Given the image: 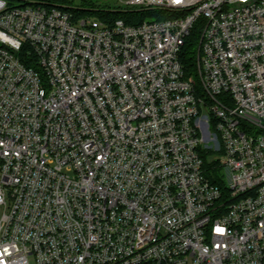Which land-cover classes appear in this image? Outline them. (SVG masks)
Instances as JSON below:
<instances>
[{
    "label": "built area",
    "instance_id": "1",
    "mask_svg": "<svg viewBox=\"0 0 264 264\" xmlns=\"http://www.w3.org/2000/svg\"><path fill=\"white\" fill-rule=\"evenodd\" d=\"M0 264H264V0H0Z\"/></svg>",
    "mask_w": 264,
    "mask_h": 264
},
{
    "label": "trees",
    "instance_id": "2",
    "mask_svg": "<svg viewBox=\"0 0 264 264\" xmlns=\"http://www.w3.org/2000/svg\"><path fill=\"white\" fill-rule=\"evenodd\" d=\"M37 1H48V2L60 3V4H64V3L69 4V3L73 2V0H37ZM91 3H89V4H91ZM89 4H87L86 1L85 2L82 1L81 4H78V5L87 6ZM82 14L83 15H85V14L92 15L93 13L83 11ZM98 15H100V17H107L108 16V14H104V13H99ZM154 15H157L158 17H165V15L162 12H157V11H153V10L138 12L134 16L137 17L136 19L142 20V19L146 18L147 16H154ZM111 17L116 18V17H123V16L120 13H116L114 15H111ZM198 33H199V31H198V25H197L195 27V29L187 37L185 44L182 47V52H181L180 58H181L182 63L184 64L185 71H186L187 75H195L196 74V70H197L196 53H197L198 42H199ZM207 156L208 155H205L204 162H205V167H207V169H209V167L211 165L207 160ZM213 171L218 172L219 170L213 169Z\"/></svg>",
    "mask_w": 264,
    "mask_h": 264
},
{
    "label": "rangeland",
    "instance_id": "3",
    "mask_svg": "<svg viewBox=\"0 0 264 264\" xmlns=\"http://www.w3.org/2000/svg\"><path fill=\"white\" fill-rule=\"evenodd\" d=\"M26 1V0H25ZM82 1H86V3L87 4H89V3H91V4H89V5H87V6H85V7H88V8H91V7H98V8H104V9H113V8H115V7H118V6H120L121 4H122V1L124 2V1H126V0H73V2L72 3H69V4H71V5H74V4H81V2ZM16 1H14V3H15ZM64 4H68V3H64ZM170 13H166V15H169ZM220 175L222 176V177H226V172H225V170H221L220 171Z\"/></svg>",
    "mask_w": 264,
    "mask_h": 264
},
{
    "label": "snow or ice",
    "instance_id": "4",
    "mask_svg": "<svg viewBox=\"0 0 264 264\" xmlns=\"http://www.w3.org/2000/svg\"><path fill=\"white\" fill-rule=\"evenodd\" d=\"M177 2H179V0H177Z\"/></svg>",
    "mask_w": 264,
    "mask_h": 264
}]
</instances>
